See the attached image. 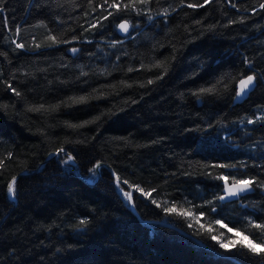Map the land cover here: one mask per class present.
Here are the masks:
<instances>
[{
	"label": "trees",
	"instance_id": "16d2710c",
	"mask_svg": "<svg viewBox=\"0 0 264 264\" xmlns=\"http://www.w3.org/2000/svg\"><path fill=\"white\" fill-rule=\"evenodd\" d=\"M189 3L0 0V264H264V0Z\"/></svg>",
	"mask_w": 264,
	"mask_h": 264
},
{
	"label": "snow or ice",
	"instance_id": "6c2138e0",
	"mask_svg": "<svg viewBox=\"0 0 264 264\" xmlns=\"http://www.w3.org/2000/svg\"><path fill=\"white\" fill-rule=\"evenodd\" d=\"M151 2H152V0H127V2H123V0H111V2H110V0H104V3L107 4L108 7H110V8H116V9L123 8L125 10L131 9L132 11H135L137 13L143 12V8L138 7V6H140V5L147 6ZM210 2H211V0H204L203 4H191V3H189L187 5V7H189V8L204 7L205 4L210 3ZM233 6H235V5H233ZM260 7L262 9H264V4H261ZM2 11H3V9L0 8V12H2ZM109 15H112V13L109 12ZM104 18L107 19V17H104ZM92 27H95V25H92ZM129 27H130V25L127 21L119 24L120 30L125 32V33L128 32ZM75 39L76 38H73V40H75ZM47 40L51 41L52 45H56V44H59L61 42H63V43H71L72 42V41H61L59 37H57L55 35H51V34H49L47 36ZM16 47L17 48H23L24 45L17 43ZM38 47H39V45H38ZM71 51L73 53H75L78 51V49L72 48ZM129 71H131V69H129ZM254 79H255V77L253 75H249V76H247L246 79H242L240 81V90H239V92H237V96L243 95L245 93V90L248 89L249 86L253 84ZM149 83H152V81H149ZM9 87H11V86L9 85ZM12 91H14L16 95H20L19 92L15 91V89H12ZM202 91L211 92V91H213V89H202ZM85 99H86L85 97H80L79 99H73V103H82L85 101ZM36 111H40V109H36ZM249 122L251 123V121H249ZM70 126L71 127H82L83 125H70ZM60 151L62 152L63 149H60ZM8 158L11 159V156L9 155ZM69 158H71V157H69ZM4 166H5L4 161L0 160V169H3ZM220 167H229V166L221 165ZM117 179H119V178H117ZM217 179H221L224 181L225 191L227 192L228 196H237L240 193L249 191L251 189L252 185L255 183V181L252 179H240V180L233 179L231 181V185L229 186V177L228 176L221 175V176H218ZM15 185H16V177L14 176V177H12L11 181L7 185L10 198H15V194H16ZM258 186H261V185H258ZM135 190L141 192V194H143L147 197H151V192H144V190L140 189V188H136ZM124 195L129 200V202L132 201L133 197H132L131 192H125ZM224 198L225 197H223V196L220 197V199H224ZM152 203L155 204L156 201L153 199ZM157 207H160V205L157 204ZM165 211L170 212V213L175 212L176 207H175V205H173L170 208H166ZM180 214L183 216H192L193 215V213H191L190 210L186 211V212L181 211ZM194 219L197 223L199 222L198 217H194ZM81 223H85V221H81ZM216 223L220 224L221 227L227 228V225L223 224L219 220L216 221ZM255 227L260 229L261 233L264 234V225L256 224ZM209 231H211V229H209ZM228 231L232 232L233 229L228 228ZM237 235L243 236V241H247V244H244L243 241H240L242 247L248 248L249 251H251L252 253H254L256 255H261L262 253H264V242H261V244L259 246L260 251L258 252L257 251V244L253 240L249 239V236L244 235V233L240 232L239 230H237ZM212 239L215 240L216 237L212 236ZM236 243L237 242L235 240H229L228 244L221 243V247L226 248L229 245H231L232 247H235Z\"/></svg>",
	"mask_w": 264,
	"mask_h": 264
},
{
	"label": "water",
	"instance_id": "95a60500",
	"mask_svg": "<svg viewBox=\"0 0 264 264\" xmlns=\"http://www.w3.org/2000/svg\"><path fill=\"white\" fill-rule=\"evenodd\" d=\"M119 31H120V33H121L122 35L126 34L125 32L121 31L120 28H119ZM246 78H247V77H246ZM246 78H243V79H246ZM241 80H242V79H241ZM241 80H240V81H241ZM240 81H239V83H238V85H237V92H239V90H240ZM253 88H254V82H253L252 85L249 86L248 89L245 90V93H244L243 95L237 96V92H236V95H235V98H234V102H235V103H241V102H242V101L248 96V94L253 90ZM60 152H61V151L58 150V151L54 152L53 154H51L47 159L44 160V163H45L47 160H49L51 157H55V156H56L58 153H60ZM61 153H63V151H62ZM64 154L67 155L68 158L71 157V158H69V160H70L72 163L75 164L76 171H77V170H78V167H77V165H76L74 159L72 158V156H71L69 153H67V152H64ZM97 178H98V175H97ZM115 179H117V178L115 177ZM230 185H231V184H229V186H230ZM249 193H251V189H250L249 191H246V192L240 193V194L237 195V196H228L227 192L225 191V184H224V196H223V197H225V198L222 199V202H232V201L237 200L240 196H244V195L249 194ZM7 194H8V197H9V193H8V192H7ZM10 200L12 201L13 199H10ZM129 205H130L129 208H130L131 212H132L136 217L139 218V216H138V214H137V212H136V210H135V208H134V206H133V201L129 202ZM141 222H147V221H145V220H141Z\"/></svg>",
	"mask_w": 264,
	"mask_h": 264
},
{
	"label": "rangeland",
	"instance_id": "374dc122",
	"mask_svg": "<svg viewBox=\"0 0 264 264\" xmlns=\"http://www.w3.org/2000/svg\"><path fill=\"white\" fill-rule=\"evenodd\" d=\"M10 198V197H9ZM12 199V198H10ZM237 235V234H236ZM235 240L243 241V236H238L235 238ZM244 244H247V241H243ZM257 249H260L259 246L257 245Z\"/></svg>",
	"mask_w": 264,
	"mask_h": 264
},
{
	"label": "bare ground",
	"instance_id": "6f19581e",
	"mask_svg": "<svg viewBox=\"0 0 264 264\" xmlns=\"http://www.w3.org/2000/svg\"><path fill=\"white\" fill-rule=\"evenodd\" d=\"M10 197V196H9Z\"/></svg>",
	"mask_w": 264,
	"mask_h": 264
}]
</instances>
